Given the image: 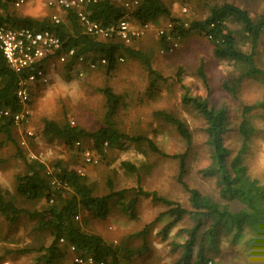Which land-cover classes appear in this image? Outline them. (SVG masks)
<instances>
[{
  "label": "trees",
  "instance_id": "1",
  "mask_svg": "<svg viewBox=\"0 0 264 264\" xmlns=\"http://www.w3.org/2000/svg\"><path fill=\"white\" fill-rule=\"evenodd\" d=\"M15 1L0 0V25L16 29L27 28L34 32L47 30L58 36L62 43L61 49L51 58L73 50V54L61 62L63 73L68 74L75 65H79L77 62L79 56L89 61L105 59L103 66L107 71L115 69L119 57L127 56L139 59L144 64L149 76L147 91L151 96L157 92V82L161 80V76L151 68L149 58L141 51L117 39L100 40L83 33L75 11L71 9L56 7V11H61V16L59 22L55 23L51 17L34 19L17 16L11 11V5H15ZM84 11L92 20L102 25L112 24L122 18L138 25L156 23L159 16L170 21L180 20V17L171 16L169 9L160 0H138L135 6L129 8L113 0H95L88 3ZM185 20L188 22L187 27L182 28V24L179 26L182 37L191 31L201 32L211 43L213 56L232 63L237 74L233 79L234 84L248 78L264 82V69L256 64L254 53V48L264 31L263 14L253 17L242 6L224 0L221 4L212 5L209 14L203 19ZM228 22L239 25L245 39L251 45L250 52L241 50L240 41L228 28ZM159 42L164 45L160 40ZM47 62L43 65L44 71ZM35 71V67H29L15 72L8 66L0 50V110L8 109L10 113H15L22 108L23 105L16 96L18 80ZM198 74L206 85L202 65L198 68ZM101 92L105 98V113L103 123L97 129L88 131L77 125H70L69 122L58 123L44 118L41 135L50 140L58 139L65 149L79 152L86 149L82 143L87 141V149L98 155H104L105 150L125 151L128 143L139 144L146 141L150 150L165 156L152 140L144 136H130L121 131L114 121L121 102L120 95L108 86L102 88ZM30 95L31 86L29 97ZM181 102L194 109L204 121L203 133L209 153L208 165L201 171L205 177L215 179L217 197L203 194L185 181L187 151L172 155L179 163L177 182L187 195L185 205H182L177 200L139 187L113 190L111 183L106 194L96 195L93 187L87 182V177L80 175L75 167L58 161L53 164L52 171L47 173L44 162L34 158L27 159L18 146L17 156L22 159L25 171L15 176L14 194L24 201L39 204V207L30 211L20 208L15 203V196L0 188V218L4 223L14 225L26 215L28 219L35 221L33 229L50 241L46 245L23 246L15 250V253L26 254L34 251L38 254L37 261L45 264H62L69 252L72 255L91 256L95 263L104 261L108 264H122L131 261L148 250L146 236L152 222L131 234L141 237L142 244L128 246L125 243L106 241L100 234L84 230L81 222L76 219L81 216L85 222L89 217L105 218L113 208L135 219L138 197L142 196L166 207L162 214L171 219L163 226L164 233L183 217L189 216L195 222L187 230L186 240L181 244H174L175 247L182 248V260L185 264L191 258L196 245L198 230L204 224H207V227L201 232L202 238L197 244L193 264H208V261L210 264H227L220 260L214 261L210 256L219 252L218 242L222 235L226 236L232 247H246V254L239 247L238 251L244 253L248 264H264V176H251L245 163V157L256 133L250 114L255 110L264 111V101L242 107L236 131L240 146L235 152L225 145V135L228 131V115L225 108L215 107L206 97L192 95L188 91L182 93ZM29 104L30 100L27 106ZM153 115L174 127L187 146L191 145V133L184 121L165 110H156ZM13 128L11 115L0 117V134L5 136L6 141L15 143L12 136ZM76 142L79 144L75 145ZM121 165L125 171H137L136 166L129 161L123 160ZM52 178L66 184V187L54 188L50 182ZM60 238H63V243L59 242ZM69 246L74 247L73 252L69 251ZM6 253H11V250H7ZM3 257L0 256V262L3 261Z\"/></svg>",
  "mask_w": 264,
  "mask_h": 264
},
{
  "label": "rangeland",
  "instance_id": "2",
  "mask_svg": "<svg viewBox=\"0 0 264 264\" xmlns=\"http://www.w3.org/2000/svg\"><path fill=\"white\" fill-rule=\"evenodd\" d=\"M122 3L127 0H113ZM173 17L185 19H203L209 14V8L221 4L224 0H160ZM247 9L254 17L264 15V0H230ZM182 8L187 12L183 15ZM47 5V0H22L18 5H11V11L17 16H28L34 19L61 16L59 11ZM168 19L159 16L154 25L166 22ZM233 31L243 52H250L251 45L244 37L239 25L227 23ZM149 58L151 68L160 74L157 82V92L153 96L148 93L149 76L144 64L139 59L123 56L115 69L107 71L103 65L89 68L86 65H75L67 74L62 72L61 62L52 57L45 64L47 81L32 83L29 97L30 119L27 125L15 126L12 136L15 143L6 141L0 134V188L9 191L15 197V203L28 211L39 207V204L24 201L14 194L15 176L25 171L22 159L17 156L19 146L27 159H38L46 165L47 171H52L53 164L60 161L64 165L81 168L87 182L93 187L96 195L109 191L111 183L113 190L138 187L171 200H177L185 205L187 195L177 182L179 163L172 155L187 151V172L185 181L190 187L203 194L217 197V187L213 177H205L202 169L208 165L209 149L205 144L203 133L204 121L198 113L181 102V95L188 91L192 95L206 97L210 104L227 110L228 131L225 135V145L232 152L239 148L237 125L241 109L244 105L264 101V82L256 79H243L237 84L233 79L237 76L232 63L213 56V47L209 40L199 31H191L182 37L179 47L172 51H163L154 28L129 44ZM256 64L264 69V31L255 48ZM203 66L206 85L198 74L199 66ZM77 69L82 76L77 75ZM110 87L120 95L121 102L114 117L119 129L130 136H144L154 142V145L165 154L159 155L149 149L146 141L139 144L128 143L125 151L105 150L99 155L96 165L84 164L82 152L67 150L58 139H47L41 135L42 119L48 118L58 123L69 122L88 131L95 130L103 123L105 113V98L101 92L104 87ZM231 89L232 91H230ZM156 110H165L184 121L191 133V145L174 127L154 117ZM250 118L256 127L248 154L245 157L247 171L251 176H264V111L255 110ZM33 132L32 137L26 136V130ZM22 139L26 141L21 144ZM6 141V142H5ZM87 149V141L83 142ZM126 160L137 168L135 172L125 171L121 161ZM137 218L131 219L113 208L105 218H88L85 222L81 216L76 220L81 222L84 230L100 234L106 241L125 243L128 246H139L143 239L131 236L152 222L147 231L146 242L148 250L141 256L122 264H185L182 260V248L174 246L183 243L189 230L195 222L189 217H183L164 233L163 226L170 217L163 215L166 207L150 198L138 197ZM34 220L25 215L17 224L9 225L0 218V264H45L37 261L38 254L31 251L17 254L15 250L23 246L48 244L50 239L41 236L33 229ZM207 224L198 230L196 245L191 258L186 264H193L197 244L201 240V232ZM164 234V239L162 236ZM217 254H210L212 260L223 263L248 264L244 253L238 247H232L226 236L219 237ZM238 245V242L236 243ZM242 248V249H241ZM245 251L246 247H239ZM11 250V253H6ZM73 255L69 252L62 264H72ZM234 260V261H233ZM210 264V261H208Z\"/></svg>",
  "mask_w": 264,
  "mask_h": 264
},
{
  "label": "built area",
  "instance_id": "3",
  "mask_svg": "<svg viewBox=\"0 0 264 264\" xmlns=\"http://www.w3.org/2000/svg\"><path fill=\"white\" fill-rule=\"evenodd\" d=\"M95 0H47V5L50 7H57L60 9H71L75 11L76 18L80 24L83 33L94 36L100 40L117 39L125 45L131 44L134 40L141 38L145 32L154 28L157 38L164 43L161 52L172 51L179 47L182 39L179 26L182 24V28H186L188 22L185 18H181L178 21H170L154 25L153 23H146L143 25L134 24L125 18L117 20L116 22L108 25H102L99 22L92 20L88 13L84 11V7ZM22 0H16L15 6H18ZM138 3V0H127L123 2L125 7H133ZM187 12L186 8H182L181 13L184 15ZM53 22L58 23L59 17L52 15ZM61 40L58 36L45 30L40 32H34L27 28H12L6 25H0V50L8 64V66L15 72L23 71L29 67H35L34 73L28 74L26 77L20 78L17 83L16 96L19 102L23 105L22 108L15 112L10 113L8 109L0 110V117L11 115L15 126H23L29 123L30 111L27 106L29 101V88L32 83H44L47 81V76L43 70V65L48 61L51 56H54L56 52L61 49ZM73 50H69L67 53H60L55 57L60 62L66 61L67 56H71ZM118 61H123V57H119ZM79 65H86L89 68H95L99 64H105V59L100 61L85 60L83 56L77 58ZM77 75L82 76V71L77 69ZM73 125V123L71 124ZM26 136L32 137L33 132L26 130ZM22 145L26 144V141L22 139ZM76 142L75 145H78ZM84 164L96 165L99 162V155L85 149L82 152ZM80 175H84L81 168L76 169ZM49 173V171H47ZM51 185L54 188L66 187V184H62L55 178L51 179ZM52 201V200H50ZM63 238L59 239L60 243H63ZM69 251L73 252L74 247L69 246ZM72 264H108L104 261L95 263L91 256H82L74 254L72 257Z\"/></svg>",
  "mask_w": 264,
  "mask_h": 264
}]
</instances>
